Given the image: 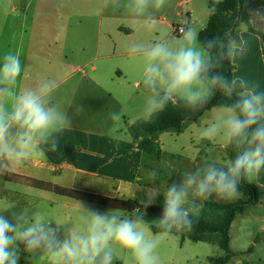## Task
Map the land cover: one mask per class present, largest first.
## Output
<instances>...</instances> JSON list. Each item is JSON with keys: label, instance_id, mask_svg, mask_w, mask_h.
Listing matches in <instances>:
<instances>
[{"label": "clouds", "instance_id": "clouds-1", "mask_svg": "<svg viewBox=\"0 0 264 264\" xmlns=\"http://www.w3.org/2000/svg\"><path fill=\"white\" fill-rule=\"evenodd\" d=\"M167 4L168 0H100L101 10L121 14L134 31L154 36L126 45L129 58L142 65L141 84L148 93L137 119L150 122L170 104L195 112L220 94L229 102L214 110L199 136L232 148L235 157L223 164L205 161L181 173V179L164 190L162 213L151 222L145 221L140 208L125 215L119 209L101 213L81 205L79 220L73 221L42 208L13 211L15 203L0 202V264H18L21 244L24 252L44 264H114L122 256L131 264H160L161 243L175 232L190 230L204 201L239 198L241 181L250 183L264 169V90L245 77L219 71L225 61L246 55L247 24L241 22L236 35L226 30L203 40L197 28L184 26L172 38L158 23V13ZM257 20L264 22V11L255 10L250 22ZM22 71L18 54L7 51L0 57V174L56 152L62 134L73 125L54 100L59 81L41 78L21 86ZM123 116L122 110H113L107 117V135L117 141L124 139ZM157 179L158 172L147 174L148 181ZM160 190H147L141 201L144 208L154 203Z\"/></svg>", "mask_w": 264, "mask_h": 264}, {"label": "crops", "instance_id": "crops-1", "mask_svg": "<svg viewBox=\"0 0 264 264\" xmlns=\"http://www.w3.org/2000/svg\"><path fill=\"white\" fill-rule=\"evenodd\" d=\"M174 3L172 16L176 18L183 15L192 18L199 9V2L192 5L193 0H175ZM68 5L77 10L67 12L64 6ZM99 5L100 0H60L58 5L52 0H0V57L7 51L20 56L21 86L41 78H56L59 88L54 100L73 120L72 127L62 134L56 152H47L6 174L23 182L32 178L110 198L136 199L141 203L146 200L149 188L168 186L161 182L158 185V179L147 180L151 171L158 172L161 178L162 164L159 160L147 164L149 159H143L136 148L122 154L117 152L132 141L128 127L139 120L137 115L148 94L141 84L142 65L129 58L126 45L131 40L148 42L154 36L134 31L126 17L103 11ZM179 7L182 10H178ZM208 17L209 8L206 22ZM158 23L166 28L173 24L159 17ZM177 24L189 26L185 19ZM240 30L241 25L237 32ZM244 34L249 48L242 59L231 62L232 76L245 77L264 90V40L248 30ZM216 108L191 122L187 147L191 149V145L202 140L211 148L193 153L188 170H195L205 161L217 164L226 161L219 152L224 147L201 139L195 132L197 125L203 127L210 122ZM113 110L124 113L121 129L124 139L119 141L107 135L110 123L107 117ZM157 140L159 143L158 137ZM168 168L171 185L177 178L172 173L175 168ZM251 182L264 188V169ZM159 195L164 198L161 190Z\"/></svg>", "mask_w": 264, "mask_h": 264}, {"label": "rangeland", "instance_id": "rangeland-1", "mask_svg": "<svg viewBox=\"0 0 264 264\" xmlns=\"http://www.w3.org/2000/svg\"><path fill=\"white\" fill-rule=\"evenodd\" d=\"M59 1L52 0L55 5H58ZM174 1L168 0L167 6L158 13V17L164 18L169 23L173 22V25H176L181 19H185L189 22V26L197 28L200 31L207 19L208 2L210 0H193L192 5L199 2V9L189 19L185 15L181 18L172 16L175 12L173 10ZM64 7L67 12L77 10L75 6L68 5ZM177 9L182 10L180 7ZM50 15H54L53 9H51ZM160 27L167 30L172 38L178 37L173 33L171 25L166 28L161 24ZM190 127H192V123L187 122L179 133L167 131L158 135L160 146L158 160L162 164V170H160L161 178L156 181L158 185L161 183L170 185V174L167 173L170 171L169 166L175 168V171L172 173H174L173 177H176V182H178L181 179L180 174L188 170L189 160L192 156L198 151H207L208 148H211V145L207 146L205 142L199 140L195 142L196 145H191L192 148L189 149L187 146L189 145L191 136ZM201 128L202 126L199 125L195 127L196 134H199ZM219 152L225 156L226 161L229 160L226 148H220ZM198 155L204 160L201 154ZM152 163H157V161H147V164L152 165ZM166 188L164 186L161 187V194ZM259 189V202L256 205L249 206L243 214H237L231 222L229 228V248L232 254L226 264H264V188ZM240 198H243L242 194L237 199ZM209 199L218 202L237 200H219L215 197ZM5 201L15 203L16 207L13 211H19L25 207L42 208L60 219H71L73 221L79 220L81 205L85 209L97 210L101 213L119 209L123 214L129 215L128 212L113 205H102L58 195L51 191H41V189L28 185L26 181H19L6 173L0 174V202ZM4 214L9 215L7 212ZM19 247L21 253L18 264H44L43 261L36 262L33 257L24 252L22 244ZM158 255L160 264H211L209 258L222 256L223 251L217 244L194 242L187 238H182L180 234H172L161 243L158 248ZM114 264H131V261L129 257L122 256L115 260Z\"/></svg>", "mask_w": 264, "mask_h": 264}, {"label": "trees", "instance_id": "trees-1", "mask_svg": "<svg viewBox=\"0 0 264 264\" xmlns=\"http://www.w3.org/2000/svg\"><path fill=\"white\" fill-rule=\"evenodd\" d=\"M215 8V12L210 9ZM209 17L206 25L199 31L201 40L216 34H222L226 30H231L233 35L238 32L241 22L247 24V30L257 34L264 39V22L253 21L255 10L264 11V0H211L208 2ZM259 25V26H257ZM232 64L225 61L219 71L226 76L232 77ZM224 97L217 94L209 101L204 108L198 111H191L180 105H168L166 109L154 116L150 122L138 120L128 127V132L132 141L125 143L117 152L118 154L129 152L131 149H139L143 159L157 161L160 154V146L157 137L162 132L172 131L179 133L185 122H196L205 111L218 107L222 103H227ZM228 158L235 157V151L227 148ZM152 167H155L153 165ZM26 183L32 187L51 191L58 195L68 196L77 200L93 202L102 205H113L131 214L136 208H140L145 213L144 219L147 222L157 219L163 210L164 198L159 195L155 203L147 208L136 199L120 200L97 194L74 190L67 187L58 186L50 182L32 178H26ZM239 191L243 198L232 202H218L208 199L202 203L198 215L193 216L190 230L175 232L182 238H187L194 242H207L217 244L223 251V255L209 258L211 264H226L231 256L229 248V228L231 222L237 214H242L249 206L259 202L260 189L253 182L241 181ZM153 232L157 231L155 228Z\"/></svg>", "mask_w": 264, "mask_h": 264}, {"label": "built area", "instance_id": "built-area-1", "mask_svg": "<svg viewBox=\"0 0 264 264\" xmlns=\"http://www.w3.org/2000/svg\"><path fill=\"white\" fill-rule=\"evenodd\" d=\"M181 27H184V25H171V28H172V31H173V33L176 35V36H179L180 35V28Z\"/></svg>", "mask_w": 264, "mask_h": 264}]
</instances>
